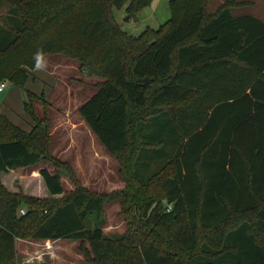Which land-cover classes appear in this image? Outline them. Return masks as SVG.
<instances>
[{"label": "trees", "instance_id": "trees-1", "mask_svg": "<svg viewBox=\"0 0 264 264\" xmlns=\"http://www.w3.org/2000/svg\"><path fill=\"white\" fill-rule=\"evenodd\" d=\"M151 1L3 0L17 22L0 35V81L24 91L46 56L102 80L78 114L118 161L116 196L132 212L124 235L106 239L87 223L107 197L77 188L53 202L0 183V264H16L27 240L86 242L93 264H264V24L233 15L238 0L211 14V0H170L157 30L125 33L113 10L135 20ZM24 92L27 133L0 111V175L50 161L48 121ZM38 175L62 196L57 175Z\"/></svg>", "mask_w": 264, "mask_h": 264}, {"label": "rangeland", "instance_id": "rangeland-1", "mask_svg": "<svg viewBox=\"0 0 264 264\" xmlns=\"http://www.w3.org/2000/svg\"><path fill=\"white\" fill-rule=\"evenodd\" d=\"M169 1L152 0L136 14L135 20L126 17L124 8L114 9L113 15L124 32L128 29L127 34L138 36L146 28L157 30L168 21ZM224 1L211 0L207 12L213 13ZM237 13L240 11L237 10ZM38 65L41 70L34 72V80L29 74L31 77L25 82L24 91L37 95L32 102L33 113L38 120L45 116L48 121L50 161L0 175V183L9 193H21L33 199L53 202H61L77 188L89 194L103 195L107 197V202L103 206L101 218L98 222L89 219L87 227L92 228L96 223L101 226L106 239H118L126 232L132 212L128 208L122 210L116 196L125 188L119 173L120 166L115 158L106 153L78 114L79 107L96 93L97 86L103 81L86 76L80 71L78 62L62 56H46ZM24 91L7 83L5 90L0 93V111L22 131L28 132L30 123L22 106ZM57 161L71 171V180L66 171L53 164ZM40 169H46L59 177L62 196H48L38 175ZM15 252L16 264H93L86 242L16 241Z\"/></svg>", "mask_w": 264, "mask_h": 264}, {"label": "crops", "instance_id": "crops-1", "mask_svg": "<svg viewBox=\"0 0 264 264\" xmlns=\"http://www.w3.org/2000/svg\"><path fill=\"white\" fill-rule=\"evenodd\" d=\"M238 3L242 4V6L231 9V12L233 14H237L238 16H251L264 24V0H238ZM237 10L240 11L239 14L237 13ZM0 13H1L0 15V35L2 34L6 36L8 34L11 35L12 32L14 31L13 26H14V22H17V17H15V15L13 14V11L10 10L6 6L3 0L0 1ZM38 69L41 70L39 66L36 68V70ZM36 70L31 72V75L33 76L31 77L32 80L35 79L34 72ZM43 73L47 74L46 71H44ZM29 129H30V126H29Z\"/></svg>", "mask_w": 264, "mask_h": 264}, {"label": "built area", "instance_id": "built-area-1", "mask_svg": "<svg viewBox=\"0 0 264 264\" xmlns=\"http://www.w3.org/2000/svg\"><path fill=\"white\" fill-rule=\"evenodd\" d=\"M7 82L6 81H0V93H2L6 88ZM20 215H24L23 211H20Z\"/></svg>", "mask_w": 264, "mask_h": 264}, {"label": "water", "instance_id": "water-1", "mask_svg": "<svg viewBox=\"0 0 264 264\" xmlns=\"http://www.w3.org/2000/svg\"><path fill=\"white\" fill-rule=\"evenodd\" d=\"M127 32H128V29H126L125 33H127Z\"/></svg>", "mask_w": 264, "mask_h": 264}]
</instances>
